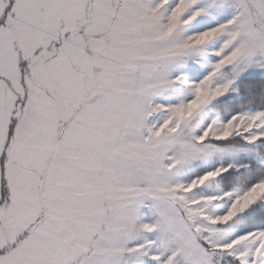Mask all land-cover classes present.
Returning <instances> with one entry per match:
<instances>
[{"label": "snow or ice", "instance_id": "1", "mask_svg": "<svg viewBox=\"0 0 264 264\" xmlns=\"http://www.w3.org/2000/svg\"><path fill=\"white\" fill-rule=\"evenodd\" d=\"M0 264H264V0H0Z\"/></svg>", "mask_w": 264, "mask_h": 264}]
</instances>
